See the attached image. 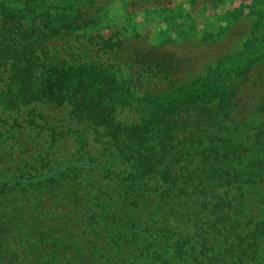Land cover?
I'll list each match as a JSON object with an SVG mask.
<instances>
[{
    "label": "trees",
    "instance_id": "obj_1",
    "mask_svg": "<svg viewBox=\"0 0 264 264\" xmlns=\"http://www.w3.org/2000/svg\"><path fill=\"white\" fill-rule=\"evenodd\" d=\"M68 5L0 0V264H264L243 56L177 81L172 53L125 54Z\"/></svg>",
    "mask_w": 264,
    "mask_h": 264
},
{
    "label": "rangeland",
    "instance_id": "obj_2",
    "mask_svg": "<svg viewBox=\"0 0 264 264\" xmlns=\"http://www.w3.org/2000/svg\"><path fill=\"white\" fill-rule=\"evenodd\" d=\"M50 1H64L69 8L80 2L81 9L87 11L85 20L92 21L81 31L112 35L115 42L123 44L125 54L143 47L172 53L178 62L177 81L201 76L227 56L239 60L237 55H242L245 63L235 62L231 71L225 69V76L228 74L226 79L240 100L243 122L254 126L264 121V0ZM120 69L125 76L129 74L125 65ZM259 154L250 149L241 164ZM4 156L0 153V158ZM14 168H2L0 177Z\"/></svg>",
    "mask_w": 264,
    "mask_h": 264
}]
</instances>
